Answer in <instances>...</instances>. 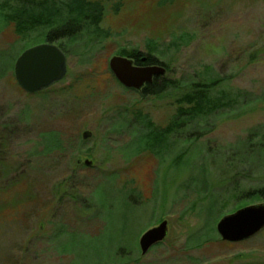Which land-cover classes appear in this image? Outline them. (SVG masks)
I'll list each match as a JSON object with an SVG mask.
<instances>
[{
    "label": "rangeland",
    "instance_id": "obj_1",
    "mask_svg": "<svg viewBox=\"0 0 264 264\" xmlns=\"http://www.w3.org/2000/svg\"><path fill=\"white\" fill-rule=\"evenodd\" d=\"M91 1L109 34L84 47L79 40L65 45L64 76L38 92L22 90L11 71L23 38L11 26L0 30V264H264V227L237 243L218 238L220 216L238 208L217 186L211 163L246 129H264V0ZM152 39L159 46L149 53ZM133 51L155 55L165 68L160 76L175 82L210 67L230 94L247 93L250 109L225 104L181 165L171 156L159 163L147 153L134 158L133 126L124 120L140 112L163 127L178 102L140 96L116 80L109 58ZM84 130L90 135L83 139ZM45 133L46 142L50 133L62 141L59 151L43 150ZM179 139L172 145L178 150L187 145ZM254 161L264 163V156ZM263 173L255 167L241 185H259ZM201 174L203 187L193 180ZM100 185L103 207L94 195ZM163 219L166 236L141 254L142 231Z\"/></svg>",
    "mask_w": 264,
    "mask_h": 264
},
{
    "label": "trees",
    "instance_id": "obj_2",
    "mask_svg": "<svg viewBox=\"0 0 264 264\" xmlns=\"http://www.w3.org/2000/svg\"><path fill=\"white\" fill-rule=\"evenodd\" d=\"M114 7L118 8L119 3H116ZM100 23V7L91 0H0V30L11 26L14 32L21 39L23 38L19 52L32 43L40 41L56 42L63 53H66L67 49L65 45L69 47L76 40L82 41L83 47L87 44H94L93 40L96 36L104 40L109 34L100 27ZM31 32L34 34L32 37L28 36ZM155 42L157 40L153 41V39L146 42V49L149 53L155 52L159 46ZM149 53L143 55L133 51L118 54L131 57L134 65L155 64L157 62L155 55ZM157 64L163 65L162 63ZM211 72L210 67H207L201 72L189 75L183 82L178 80L175 82L155 75L151 82L144 85L139 92L140 96L170 98L176 100L178 105L175 114L163 127L152 126L149 118L140 112H135L132 114L133 118L124 120L129 127L133 126L130 135L136 138V146L130 153L134 158L147 153L159 163L171 156L174 165H181L189 146L203 145V142H195L196 137L213 131L214 122L223 115L220 109H223L225 104L229 105L233 102L237 103L242 111L250 109L252 103L247 101L245 91L238 90L235 94H230L225 88V79ZM121 124L123 125L122 122H118L115 126L121 128ZM43 135L45 136L46 133ZM179 138H184L183 141L187 142V145L180 150L172 147L173 144H178ZM61 144L62 141L56 134L50 133L47 136V142L45 136L41 146L44 151H59ZM221 150H225L226 153L211 159V163H214L213 165L219 171V178L216 179L217 186L223 187L224 185L228 196L234 198L237 208L245 206L246 198H264V173L258 176L261 182L259 185H241L255 175V167L259 166L264 171V163L254 161L258 156H264V129L258 126L248 128L243 138L227 144ZM211 151L213 150L208 152ZM132 156H127L125 160ZM207 169L206 166L205 171H209L212 175V171L209 169L207 171ZM205 175L201 174L200 178L193 177V180L201 183L203 187L207 185ZM227 181H232V185H226ZM101 187L102 185L98 186V192L94 195L99 201L101 200L99 206L103 207L102 199L105 198L106 192ZM209 239L208 237L198 239L196 244Z\"/></svg>",
    "mask_w": 264,
    "mask_h": 264
},
{
    "label": "water",
    "instance_id": "obj_3",
    "mask_svg": "<svg viewBox=\"0 0 264 264\" xmlns=\"http://www.w3.org/2000/svg\"><path fill=\"white\" fill-rule=\"evenodd\" d=\"M65 54L58 46L42 42L23 49L15 58L12 66L13 76L18 86L26 93H34L47 88L62 79L66 71ZM109 70L116 80L127 88L140 91L153 77L162 75L165 68L159 64L134 65L133 59L113 55L108 60ZM90 133L82 131L81 137L87 138ZM81 162L77 158L76 164ZM89 166L91 161L82 160ZM264 227V202L245 205L231 213L220 216L215 229L220 238L227 242L245 240ZM167 221L161 220L139 236L138 246L143 254L148 248L162 241L167 233Z\"/></svg>",
    "mask_w": 264,
    "mask_h": 264
},
{
    "label": "bare ground",
    "instance_id": "obj_4",
    "mask_svg": "<svg viewBox=\"0 0 264 264\" xmlns=\"http://www.w3.org/2000/svg\"><path fill=\"white\" fill-rule=\"evenodd\" d=\"M140 91H141V90H140ZM140 91H139V92H140Z\"/></svg>",
    "mask_w": 264,
    "mask_h": 264
}]
</instances>
